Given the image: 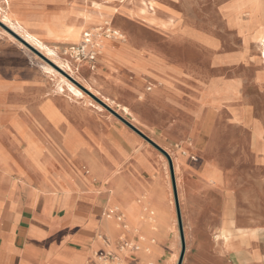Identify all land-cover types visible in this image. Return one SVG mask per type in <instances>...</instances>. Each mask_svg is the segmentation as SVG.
<instances>
[{"label":"crops","instance_id":"0c3cea01","mask_svg":"<svg viewBox=\"0 0 264 264\" xmlns=\"http://www.w3.org/2000/svg\"><path fill=\"white\" fill-rule=\"evenodd\" d=\"M71 2L0 0V8L61 51L78 44L50 38L47 24ZM260 26L261 16L237 29L240 45L231 50L224 34L190 27L175 35L188 48H201L205 60L198 65L189 52L164 55L127 36L81 68L101 99L130 110L122 115L133 126L175 147L184 185L198 182V191H187L194 195L186 227V249L197 252L191 264H264V55L250 49ZM8 33L0 28V264H100L96 255L118 251L124 233L139 245L138 236L115 229L121 214L115 207L123 202L113 193L133 192L134 181L168 198L148 157L130 140L139 135L113 118L80 114L76 100L48 95L33 82L31 65L18 61ZM51 98L58 119L44 112ZM191 156L204 161L199 174ZM138 251L123 260L142 264Z\"/></svg>","mask_w":264,"mask_h":264},{"label":"rangeland","instance_id":"374dc122","mask_svg":"<svg viewBox=\"0 0 264 264\" xmlns=\"http://www.w3.org/2000/svg\"><path fill=\"white\" fill-rule=\"evenodd\" d=\"M73 1V0H72ZM237 1L239 5L242 0H113L112 2H108L107 4L104 2H99L102 7H112L116 9V18L114 20L113 25L107 26L108 29L94 31L88 30L89 32L94 34L95 43L98 45L99 50L98 54L101 56L105 51H108V47L111 42L119 43L127 40V36H131L132 38L143 40L149 46H152L154 49L159 50L164 55H169L174 52L184 53L189 52L187 57L192 60L193 64H200L203 60H205V56L201 52V48L199 47H190L188 48L185 44L183 36L176 37L175 35L184 34L186 29L192 28V30H196V32L208 34V35H216V34H224L225 35V48L227 50H231L235 45H240L238 39L237 29H240L242 25H246L250 23L252 20H256L255 17L250 18L249 8L246 6H241V11L233 15L232 10L236 5ZM143 2L148 4H153V8L146 9ZM72 2L70 3L71 6ZM68 9V8H66ZM66 9L65 12L66 13ZM145 10V11H143ZM222 11L224 12V16L222 17ZM228 12V13H227ZM63 16H58L53 21H50L47 26L49 30L55 29L56 33H50L49 30L47 32L50 38H53L55 41L62 42H71L74 44H79L83 38L82 34L72 35L70 38L64 39L66 35L59 32L56 28V24L60 22H67V19ZM259 17V16H258ZM176 18L178 21L176 22ZM163 23H169V26L163 27ZM181 23V24H180ZM159 25V26H154ZM181 25V26H180ZM1 28V27H0ZM260 30L256 33V36L252 37L254 43L251 42L250 49L255 51H260L261 53V34L264 32V27L260 26ZM97 29V28H96ZM105 31H113L116 36L121 38H106L104 36ZM4 33V31L2 30ZM7 32V31H6ZM58 32V33H57ZM8 33V32H7ZM7 35L6 33H4ZM9 34V33H8ZM8 36V35H7ZM15 40H12L16 43L18 61L21 59L26 61L28 65H31V75L32 80L35 84L43 86L47 89L48 95H54L55 89L59 85L57 81V75L50 73L49 71H45L41 68V65H44V62L40 59L36 58L35 55L22 47L17 39L13 37ZM67 40V41H66ZM246 45V41H245ZM67 51V46H63L61 51H59V55L70 62L74 61L71 57L65 55ZM193 53H192V52ZM25 53V54H24ZM259 53V52H258ZM261 56V57H262ZM42 57V56H41ZM43 58V57H42ZM47 61V59L43 58ZM188 59V60H189ZM262 59V58H261ZM264 61V60H263ZM49 62V61H48ZM51 65V64H50ZM79 65V74H81V68L84 63H78ZM48 66V65H47ZM53 71L58 75L64 76L74 85H77V82L73 79L69 78L66 73L61 71L60 69H56L55 66L51 65ZM55 68V69H54ZM83 75V74H82ZM18 78L20 76L24 78L25 74L17 75ZM26 76H29L28 74ZM84 76V75H83ZM226 76V74H225ZM82 78V77H81ZM75 82V83H74ZM80 84H85L84 81L80 82ZM86 99L76 100L74 103L79 105L80 110L78 111L80 114H100L104 117H109L115 119L121 127H128L125 123L120 121L117 117H115L112 113L102 107L97 101H95L90 95H87L83 90ZM96 97L100 98L98 94ZM68 98V97H67ZM70 99V98H69ZM101 99V98H100ZM90 102L94 105H99L102 107L103 111L98 112L96 108L90 105ZM107 104V103H106ZM109 105V104H108ZM110 106V105H109ZM115 112L122 115V111L116 106H110ZM85 109H88L87 111ZM123 116V115H122ZM124 117V116H123ZM126 120H129L132 125L136 124V122H131L132 117L126 116L124 117ZM130 135V140L135 144L140 140L138 149L140 150L139 154H145L152 166L155 169L156 177L160 179V182L167 193L168 198L165 199V196L159 195L156 193V197L154 198V202H157V205L162 203V207L159 205V216L161 220H166L165 224L156 227L155 222L149 217L151 214L149 212H145L141 203V200L135 202V206L131 207L129 210L126 208L125 204L122 203V206H116L115 210L120 211L123 216L124 225H121L117 222L115 224V229L120 227H124L125 231L129 232L132 236H138L141 243L136 245L133 241L129 240L128 237H123L124 234L120 236L124 242L119 240L118 243V251L113 250L114 253L118 257H123L128 255L131 251H125L124 254H119V246L121 243H130V245H135L139 247V251L136 253L142 257V264H170L172 261L175 264V260L182 253V241L180 239V228L179 223L176 224L175 220L177 217L176 211V203L174 198V190H173V182H172V174L170 169V161L169 159L162 154L159 150H157L154 146L148 143L141 136L140 138L136 135ZM148 138H150L153 142L156 141L162 142L163 147L169 149L172 153L173 157L178 158L179 161L182 159L179 155V152L175 149L174 146L168 145L167 141H163L159 138V134H154L153 132L146 133ZM157 144V143H156ZM158 145V144H157ZM159 146V145H158ZM161 147L162 149H164ZM165 150V149H164ZM167 152V151H166ZM168 153V152H167ZM181 158V159H180ZM187 158V157H186ZM190 161H192L196 167V171L198 174L201 172V166L204 163L202 158H197L195 156L188 157ZM19 161L17 164L19 165ZM52 165H49V168H52ZM182 179V173L180 174ZM183 181V180H182ZM186 185H184V181L182 182V193L183 198L180 199V210L183 217V227L186 234L187 227V219L190 217L192 210V206L194 205V195H191L190 192L188 194V189H191L192 192L199 190L198 182L196 181H188L185 180ZM133 192L139 193V199L142 193H147L149 190H142L135 182L132 181L130 185ZM172 194V195H171ZM160 196H162L160 198ZM113 197L115 193H113ZM166 200V201H165ZM173 201V203H172ZM173 204V205H172ZM140 206L138 210L136 206ZM166 209H164L165 207ZM174 215V219L170 220V216ZM153 216V213H152ZM158 225V224H157ZM145 226L144 229L142 227ZM126 236V235H125ZM156 236L158 237L155 240ZM155 240V243L153 242ZM161 240V243L158 241ZM113 242V238H111ZM150 244H155L156 246V254L152 251H149L147 247H150ZM137 247V248H138ZM196 251L186 250L185 258L183 260V264H191L193 263V259L195 258ZM158 258V259H157ZM135 259V258H134ZM133 259V260H134ZM178 260V262H179ZM157 262V263H156ZM178 262L176 264H178ZM126 263V262H125ZM128 264V263H126ZM130 264V262H129ZM133 264V263H132ZM135 264H138V262Z\"/></svg>","mask_w":264,"mask_h":264},{"label":"bare ground","instance_id":"6f19581e","mask_svg":"<svg viewBox=\"0 0 264 264\" xmlns=\"http://www.w3.org/2000/svg\"><path fill=\"white\" fill-rule=\"evenodd\" d=\"M110 3L113 0H73L71 4V8L66 9V13H64V18L67 19V22H60L56 24V28L59 30L60 33L66 35L64 39L70 38L72 35L76 34H82L85 33H91L94 31H102L105 29H108L107 26L113 25L114 20L116 18V9L112 7H102V5L99 2ZM239 2L237 1L236 5L233 7L232 10L233 15L241 11V6H246V8H249L250 18H254L258 20V16H261L264 18V0H242ZM146 9L149 10V8H153V4H148L143 2ZM78 9V10H77ZM145 11V10H143ZM14 19V18H13ZM16 19V18H15ZM0 22L6 24L17 36H19L23 41H18V43L27 49L28 51L32 52L36 58L40 59L44 62V65H41V68L45 71H49L50 73L57 75V81L59 82V85L55 89L54 97H62V98H70L71 100H81L86 99L83 89L90 92L94 96L95 93L98 94L93 87L82 77L81 74H79V65L76 61L70 62L69 60L63 59L59 55L60 48L56 45H49L45 42V40L38 35L32 34L29 30L24 28L19 23H14L9 18V16L4 12L2 8H0ZM163 27L169 26V23H163ZM97 28V29H96ZM88 30H91L89 32ZM264 30V29H263ZM93 36L94 34L91 33ZM261 40V53L264 55V32L261 34L260 37ZM62 41V40H61ZM67 41V40H66ZM47 59L44 60L43 58ZM49 61V62H48ZM55 66L56 69H60L64 73L67 74V76L74 81L77 82L80 86L74 85L72 82H70L68 79H66L62 75L56 74L55 71H53L52 66ZM48 65V66H47ZM55 69V68H54ZM84 81L85 84H80V82ZM75 83V82H74ZM83 88V89H82ZM87 94V93H86ZM57 95V96H56ZM88 95V94H87ZM100 99V98H99ZM103 103H107L106 105L108 107L110 106H116L117 108L120 107L117 103L102 97L100 99ZM215 102V101H214ZM110 106H109V105ZM90 105L97 109L98 112H102L103 109L99 105H94L90 102ZM111 108V107H110ZM211 108V107H210ZM112 109V108H111ZM120 110L123 114H130V110L127 107H120ZM46 115L50 117L51 119H58L59 117V111L56 108L55 105V98H51L47 108L44 110ZM247 114V112H246ZM211 115V114H210ZM250 122V121H249ZM253 124V123H252ZM2 128V127H1ZM209 130V129H208ZM211 131V130H209ZM18 132L23 135V130L18 128ZM139 137V136H138ZM140 138V137H139ZM137 143H140V140H138ZM68 147L72 145V142L67 143ZM31 149L33 151L32 157L33 161L35 162V158L38 156L37 148L34 143L31 144ZM165 151L168 152L174 168V174H175V181H176V187H177V193L179 198V204L180 199L183 198L182 193V179H181V169H180V161L178 158H174L172 153L169 151V149L164 148ZM24 165V161L21 160L19 163V166ZM27 165V164H26ZM143 197L142 199H139V193L136 192H130L128 194H125L124 192H121L119 190V193H115V196L122 199V202L125 204L126 208L129 210L131 207L135 206V202L138 200H141L143 209L145 212H149L151 216H149L154 222L155 226L158 227L163 224H165L166 220H161L159 216V206L157 205V202H154V198L156 197V191L155 190H149L147 193L141 194ZM172 195V194H171ZM162 196H160L161 198ZM173 203V201H172ZM173 205V204H172ZM165 207V206H163ZM166 209V207L164 208ZM153 213V216H152ZM182 217V213H181ZM170 220L173 218L174 215H171ZM176 224H178L177 218L175 220ZM183 221V217H182ZM158 224V225H157ZM184 229V227H183ZM239 232V231H238ZM241 233V231H240ZM229 235V234H228ZM238 236V235H237ZM184 237L186 241V234L184 231ZM233 237V236H232ZM248 237V236H246ZM158 237L156 236L155 240ZM181 239V234H180ZM155 240L153 239V242L155 243ZM248 240V239H247ZM182 241V239H181ZM243 242V241H242ZM245 243V241H244ZM243 244V243H242ZM149 251H152L154 255L156 254V246L155 244H150V247H147ZM187 250V249H186ZM186 254V252H185ZM185 258V256H184ZM179 257L176 258L175 264L178 262ZM170 264H173L171 261Z\"/></svg>","mask_w":264,"mask_h":264},{"label":"built area","instance_id":"2783aa9c","mask_svg":"<svg viewBox=\"0 0 264 264\" xmlns=\"http://www.w3.org/2000/svg\"><path fill=\"white\" fill-rule=\"evenodd\" d=\"M104 36L106 38H119L113 31H105ZM119 40H122L119 38ZM99 47L95 43L94 36L91 33H85L81 42L78 45L72 46L67 49L65 55L71 57L77 63H90L94 64L99 56ZM119 224L124 225L123 216L119 213L116 217ZM105 246L110 247V241L107 237H101ZM121 242H124L120 239ZM135 245L130 243H121L119 246V254H124L125 251L137 250ZM100 264H126L122 257H118L112 249H109L103 253L96 255Z\"/></svg>","mask_w":264,"mask_h":264},{"label":"water","instance_id":"95a60500","mask_svg":"<svg viewBox=\"0 0 264 264\" xmlns=\"http://www.w3.org/2000/svg\"><path fill=\"white\" fill-rule=\"evenodd\" d=\"M0 26L4 28L7 32H9L12 36H14L17 40L23 41L19 36H17L13 31L5 27L2 23H0ZM80 86L79 84H77ZM81 87V86H80ZM83 89V88H82ZM88 95H90L95 101H97L101 106H103L106 110H108L110 113H112L115 117H117L120 121L125 123L128 127H130L135 133H137L139 136H141L143 139H145L148 143H150L152 146H154L157 150H159L162 154H164L170 161V169H171V174H172V182H173V190H174V198H175V203H176V211H177V217H178V223H179V228H180V234H181V239H182V253L180 256V260L178 264H183L185 252H186V241L184 237V229H183V221L181 217V210H180V204H179V198H178V193H177V187H176V181H175V174H174V168H173V163L172 160L169 156V154L162 149L160 146H158L155 142H153L150 138H148L146 135H144L140 130H138L135 126H133L130 122L125 120L121 115H119L117 112H115L113 109L108 107L105 103H103L100 99L95 97L93 94L90 92L86 91L83 89Z\"/></svg>","mask_w":264,"mask_h":264}]
</instances>
